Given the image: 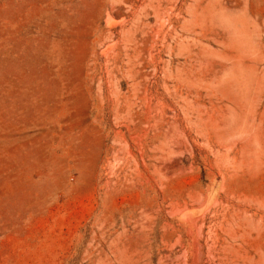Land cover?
<instances>
[{"label": "rangeland", "instance_id": "1", "mask_svg": "<svg viewBox=\"0 0 264 264\" xmlns=\"http://www.w3.org/2000/svg\"><path fill=\"white\" fill-rule=\"evenodd\" d=\"M0 264H264V0H0Z\"/></svg>", "mask_w": 264, "mask_h": 264}]
</instances>
